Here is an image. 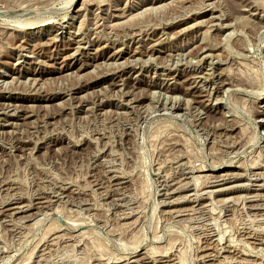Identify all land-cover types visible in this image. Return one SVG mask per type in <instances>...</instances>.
Returning <instances> with one entry per match:
<instances>
[{"label": "rangeland", "instance_id": "obj_1", "mask_svg": "<svg viewBox=\"0 0 264 264\" xmlns=\"http://www.w3.org/2000/svg\"><path fill=\"white\" fill-rule=\"evenodd\" d=\"M263 199L264 0H0V264H264Z\"/></svg>", "mask_w": 264, "mask_h": 264}, {"label": "bare ground", "instance_id": "obj_2", "mask_svg": "<svg viewBox=\"0 0 264 264\" xmlns=\"http://www.w3.org/2000/svg\"><path fill=\"white\" fill-rule=\"evenodd\" d=\"M75 1V0H74ZM93 3V2H92ZM208 5V4H207ZM255 6V5H254ZM24 8V7H23ZM140 18V17H139ZM50 23V22H49ZM228 26V25H227ZM157 44V43H156ZM244 47V46H243ZM245 48V47H244ZM80 49V48H79ZM119 52V51H118ZM200 61V60H199ZM194 75V74H193ZM197 78H198V76H196ZM200 78V77H199ZM195 79V78H194ZM229 82V81H228ZM244 83V82H243ZM226 84V83H225ZM241 84V83H240ZM227 85V84H226ZM229 85V84H228ZM243 85V84H242ZM241 85V86H242ZM246 85V84H245ZM252 85V84H251ZM220 86V85H219ZM231 86H233V85H231ZM248 86V85H247ZM243 87V86H242ZM245 87V86H244ZM231 88V87H230ZM234 88V87H233ZM236 88V87H235ZM237 88H238V86H237ZM240 88V87H239ZM244 89V88H243ZM253 89V88H252ZM233 90V89H232ZM257 90V89H256ZM225 92V91H224ZM167 97V96H166ZM172 98V97H171ZM99 106V105H98ZM194 108V107H193ZM126 113V112H125ZM16 116V115H15ZM236 126V125H235ZM234 126V127H235ZM243 131V130H242ZM15 135V134H14ZM235 144V143H234ZM232 147H234V146H232ZM237 151V150H236ZM243 151V150H242ZM260 160V159H259ZM255 163V162H254ZM253 164V163H252ZM251 164V165H252ZM256 166V165H255ZM254 167V166H253ZM264 200V199H263ZM171 202V201H170ZM172 203V202H171ZM18 208V207H17ZM18 212V211H17ZM223 234V233H222ZM217 240V239H216ZM221 243V242H220ZM235 243V242H234ZM242 246V245H241ZM246 254V253H245ZM242 255V254H241ZM207 256V255H206ZM132 257V256H131ZM242 261V260H241ZM181 263V262H180Z\"/></svg>", "mask_w": 264, "mask_h": 264}]
</instances>
